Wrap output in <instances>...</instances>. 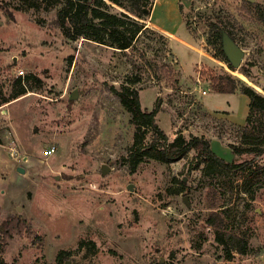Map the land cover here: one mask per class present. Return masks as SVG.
Masks as SVG:
<instances>
[{
    "label": "rangeland",
    "instance_id": "obj_1",
    "mask_svg": "<svg viewBox=\"0 0 264 264\" xmlns=\"http://www.w3.org/2000/svg\"><path fill=\"white\" fill-rule=\"evenodd\" d=\"M104 1L145 25L133 48L66 37L64 0H0V99L13 98L0 105V137L16 176L0 195V262L264 264V170L208 166L194 151L172 163L131 155L135 127L115 89L139 88L170 140L202 135L228 162L254 158L230 147L247 145L249 97L214 87L229 73L264 95V0H150L145 18ZM212 22L244 50L239 67L221 58ZM262 123L251 138L264 147ZM213 203L246 254L226 258L206 221Z\"/></svg>",
    "mask_w": 264,
    "mask_h": 264
},
{
    "label": "trees",
    "instance_id": "obj_2",
    "mask_svg": "<svg viewBox=\"0 0 264 264\" xmlns=\"http://www.w3.org/2000/svg\"><path fill=\"white\" fill-rule=\"evenodd\" d=\"M34 5L53 3V0H32ZM123 6L130 12L145 18L148 16L150 9L147 8L150 0H112ZM264 20V15H263ZM57 24L61 27L66 37L74 39L79 35L89 37L102 44H109L129 50L133 48L139 38L140 33L145 29L143 22L133 19L126 12L117 14L105 8L104 0H64L63 5L59 8ZM211 29L216 35V39L221 40L218 49L221 58L228 63L231 69L235 67L230 62L223 49L222 35L224 29L217 23H211ZM232 36V33L229 32ZM241 70L246 75H250V70L241 66ZM21 80V79H19ZM215 90L222 93H234L240 90L241 93L249 97V111L246 118V124L241 127V134L245 147L230 144L231 150L236 154L254 153V158L241 163L228 162L225 158L219 156L212 148L211 140L197 134L186 136L180 132L173 140L159 125L156 120L158 110H147L142 107L139 88L121 85L115 88L122 104L131 113V122L135 127L134 141L129 148L131 155H135L140 149L141 157L147 156L166 163H172L190 152H195L197 158H202L208 166H220L227 170H250L251 174L256 175L264 170V166L257 162L259 155L264 154V147L256 142L254 138L258 133L264 119V95L255 88L241 82L229 73L215 76ZM177 81L174 80V83ZM25 92L24 88L18 92L17 96ZM13 98L4 97L0 99V105L9 102ZM144 130L142 131V129ZM151 129L152 139L144 144L142 138L146 130ZM250 136V137H248ZM0 143H2L0 137ZM141 143V146L139 145ZM135 160H133L134 162ZM218 206L213 203L210 215L206 218L209 225L213 226L216 240L223 245L227 259H233L234 252L241 254L247 253V239L238 234L227 232L224 229L225 219L220 212L214 210ZM12 220V219H11ZM14 221V220H12ZM11 221L9 222V224ZM15 225L10 226L5 234L11 235ZM90 248H94V242H88ZM63 251L58 254L61 257ZM0 264H8L0 262ZM161 264V263H160Z\"/></svg>",
    "mask_w": 264,
    "mask_h": 264
},
{
    "label": "water",
    "instance_id": "obj_3",
    "mask_svg": "<svg viewBox=\"0 0 264 264\" xmlns=\"http://www.w3.org/2000/svg\"><path fill=\"white\" fill-rule=\"evenodd\" d=\"M223 49L234 67H239L244 57V50L235 42L228 33L223 31L222 35ZM20 172H25L23 167H19ZM132 188V186H129Z\"/></svg>",
    "mask_w": 264,
    "mask_h": 264
},
{
    "label": "crops",
    "instance_id": "obj_4",
    "mask_svg": "<svg viewBox=\"0 0 264 264\" xmlns=\"http://www.w3.org/2000/svg\"><path fill=\"white\" fill-rule=\"evenodd\" d=\"M5 146L4 143H0V195L5 186L13 184L12 181L16 180L15 170L9 164L11 163V157L6 152Z\"/></svg>",
    "mask_w": 264,
    "mask_h": 264
},
{
    "label": "built area",
    "instance_id": "obj_5",
    "mask_svg": "<svg viewBox=\"0 0 264 264\" xmlns=\"http://www.w3.org/2000/svg\"><path fill=\"white\" fill-rule=\"evenodd\" d=\"M10 149H11V155L15 158V159H18V157H19V151H18V149L15 147H10ZM49 154H53L54 152H56V149L54 148V147H52V148H50L49 149ZM23 157V159H25V160H28L29 159V157L27 156V155H23L22 156Z\"/></svg>",
    "mask_w": 264,
    "mask_h": 264
}]
</instances>
